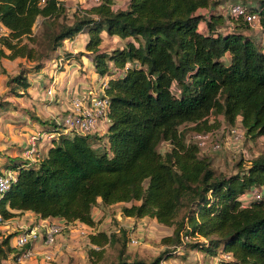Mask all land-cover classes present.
<instances>
[{
    "label": "trees",
    "instance_id": "trees-1",
    "mask_svg": "<svg viewBox=\"0 0 264 264\" xmlns=\"http://www.w3.org/2000/svg\"><path fill=\"white\" fill-rule=\"evenodd\" d=\"M220 4L129 0L126 9L114 10L111 0H102L79 11L68 26L67 8L58 0H0V25L8 30L0 36V57L36 64L33 71L9 78L12 95L22 97L31 88L30 73H41L64 43L87 33L86 50L94 55L96 74L109 79L111 102L104 136L67 133L54 121L35 119L39 140L48 134L52 143L35 161L4 157L0 175L17 174L16 183L0 196L5 222L29 212L39 220L79 222L97 230L101 220L94 218L95 208L121 206L124 218H149L173 228L162 239L173 251L152 261L131 259L126 255L129 230L120 227L118 233L90 235V256L101 259L106 246L120 243L112 264H161L181 255L178 247L219 259L218 264H264V198L248 205L241 200L262 191L264 156L247 170L224 175L182 131H218L224 123L215 116L230 127L240 123L249 140L264 137V0L247 8L260 18L258 40L247 34L252 26L244 19L217 13ZM39 18L43 33L35 36ZM104 33L126 42L125 47L103 52ZM10 105L0 103V113L12 112ZM165 143L170 147L163 153ZM186 236L191 241L184 244ZM13 238L0 243V264L26 250L14 248Z\"/></svg>",
    "mask_w": 264,
    "mask_h": 264
},
{
    "label": "rangeland",
    "instance_id": "rangeland-1",
    "mask_svg": "<svg viewBox=\"0 0 264 264\" xmlns=\"http://www.w3.org/2000/svg\"><path fill=\"white\" fill-rule=\"evenodd\" d=\"M66 6V17L64 22L71 26L74 23V15L79 11L92 8L94 5L91 0H58ZM114 10H124L128 6L129 0H111ZM260 0H221L220 6L216 12L224 16H230V11L233 6L241 5L249 8L259 4ZM201 13L207 14V10ZM43 19L39 18L35 27V36H41ZM203 26V25H202ZM202 28V27H201ZM257 40L260 38L261 30L256 25L252 26L247 32ZM85 38L89 34H85ZM84 38H79L78 45H72L70 42L64 43V46L52 55V59L44 63V73H30L28 76L31 82V88L28 92H21L22 97H15L10 93L8 88V80L10 77L17 76L22 70L27 72L33 71L36 64L25 59L9 61L0 57V103H10V110L7 113H0V173H3L4 157H20L21 160H27L25 153L30 146V137L33 135L37 138V156L43 157L46 154L47 148L52 143V136L45 134L42 141L39 140L41 131L39 124L35 119L40 118L43 121H54L61 119L69 110L72 96L82 93L84 90H93L97 93L100 90V76L91 71L92 65L86 64L87 59L92 60L94 55L89 53L84 47ZM126 42L118 39L110 38L104 43L102 51L111 52L113 49L121 48ZM75 54V55H74ZM71 62H66L65 59L59 60L58 57L69 58ZM87 65V67L84 65ZM66 65L69 68L65 67ZM91 68V69H88ZM53 77L51 78V76ZM55 81L53 95L50 96L47 90ZM106 78V77H105ZM213 119H218L223 122L220 130L215 131V140L211 143L207 153L214 160V169L218 173L224 175H236L242 170H247L251 166V162L255 159L264 156V137L256 140H249L245 137V130L238 123L235 127L239 129L243 135L242 142L236 143L232 135L228 132L230 126H227L222 118L215 116ZM64 128V127H63ZM61 130H65L62 129ZM182 131L187 133L188 139L194 141L196 133L188 127H182ZM71 133V131H67ZM51 138V139H50ZM196 143V142H195ZM219 145L218 151H214V147ZM100 146V145H99ZM168 144H163L160 151L165 153L169 149ZM243 162V169L238 166ZM258 191V190H257ZM264 194V191H261ZM243 198V197H242ZM264 198V196H263ZM251 198L246 202H251ZM96 218L101 220L97 230L94 233L104 231L118 233L120 227L129 230V236L135 235L138 237L139 245H132L128 238L126 255L131 259H141L152 261L161 256L165 251H173V247H167L162 244V239L173 234V228L160 225L156 220H130L122 217L121 206H115L105 210L102 213L101 208H95ZM32 228L39 226L41 222L34 215L24 218L20 217V221ZM16 223V221H15ZM23 230L13 226V224H0V243L10 235H14L11 240L13 247H16V239ZM94 233L83 234L77 227L66 229L56 240L52 248L38 247L36 255L28 261L19 262L14 254H9L7 260L2 261V264H112L117 262L122 246L116 243L113 246H106L105 253L101 259L97 256H90L89 250L92 248L89 236ZM128 236V237H129ZM188 248V247H187ZM19 250V249H18ZM98 250V249H97ZM49 251L52 254L51 259H46L44 252ZM181 255L176 254L174 257L167 260V257L161 264H218L219 259L207 257L197 250H182Z\"/></svg>",
    "mask_w": 264,
    "mask_h": 264
},
{
    "label": "built area",
    "instance_id": "built-area-1",
    "mask_svg": "<svg viewBox=\"0 0 264 264\" xmlns=\"http://www.w3.org/2000/svg\"><path fill=\"white\" fill-rule=\"evenodd\" d=\"M46 0H41L44 4ZM94 6L101 3L102 0H91ZM230 16L235 18H242L245 22L251 26H260V18L256 14H252L249 10L241 5L233 6L230 11ZM8 30L0 25V36H6ZM130 65H127L129 68ZM100 90L94 93L93 90H86L85 92L78 93L72 98L71 108L63 115L60 119H56V123L64 127L67 131H76L83 135H100L104 136L109 128L110 120L109 114L111 112V102L110 98L107 96L106 91L109 87L108 78H99ZM56 80H53L52 85L47 90L48 95H53V87ZM56 85V84H55ZM228 132L232 135L236 143L242 142L243 135L240 133L239 129L236 127L227 128ZM66 131V132H67ZM215 133L211 132L207 134H196L194 136V141L199 145L201 150L207 151L209 145L215 140ZM51 139V138H50ZM37 138L33 135L30 138V146L25 157L27 160L35 161L37 158ZM219 145L214 147V151H218ZM17 181V174L15 172L9 171L0 175V196L7 192L14 183ZM264 194L257 190H254L243 196V202L252 200H260L263 198ZM251 200V201H252ZM5 223L3 217L0 214V224ZM69 228V225L63 222L58 223H41L39 226H34L32 228L23 227V231L16 239V247L19 250L26 248L24 253L19 255L17 258L19 262H24L31 260L36 255V250L38 247L52 248L57 240V238ZM83 234L94 233L95 228H91L84 224H79L78 227ZM132 245H139L138 237L135 235L130 236ZM191 241L190 237H184L183 243H188ZM182 247H178L177 251H181ZM46 259H51L52 254L47 251L42 253Z\"/></svg>",
    "mask_w": 264,
    "mask_h": 264
},
{
    "label": "crops",
    "instance_id": "crops-1",
    "mask_svg": "<svg viewBox=\"0 0 264 264\" xmlns=\"http://www.w3.org/2000/svg\"><path fill=\"white\" fill-rule=\"evenodd\" d=\"M258 27V26H257ZM258 28H260V30L262 31V28L259 26ZM87 34V33H86ZM248 35H250L251 36V34H248ZM85 34H80V35H78L76 38H75V40L74 41H72V42H70L73 46L74 45H78V43H79V38L80 37H82V38H84L85 40H84V47L86 48V44L88 43V40H89V37L88 38H85ZM102 37H103V39H104V42H103V45H102V47L104 46V43L107 41V39L109 40L111 37H109L106 33H104L103 35H102ZM113 39H118V40H120L119 38H116V37H112ZM121 41V40H120ZM102 47H101V49H102ZM125 47V45H123V47H121V49H123ZM114 50V49H113ZM75 55V54H74ZM66 62H68V63H70L71 62V59L70 60H68V61H66ZM91 64L92 65V69L91 68H88V69H91V71L92 72H94V73H96L95 72V69H94V65H93V59L92 60H90V59H87V62H86V64ZM85 63H84V65L87 67V65H86ZM65 67H67V68H69V66L68 65H66ZM41 73H44V72H41ZM53 77V75L51 76V78ZM56 82H58V78H56ZM83 92H85V90L83 91ZM70 95V97H74V96H72L73 94H69ZM71 101H72V99H71ZM70 108H71V105H70ZM70 108H68V109H70ZM31 138V137H30ZM262 190L264 191V187L262 188ZM244 198H242L241 200H243ZM247 204L246 205H248L250 202H246ZM115 207V206H114ZM113 208V207H112ZM102 213H106V212H104L103 210H102ZM31 215H34V214H32V213H26L25 215H23V217L24 218H26V217H30ZM93 215H94V218L96 219V221H100V220H98L97 218H96V216L98 215V213H96L95 214V211L93 212ZM122 215V214H121ZM22 217V216H21ZM34 217L37 219V217L34 215ZM123 217V216H122ZM20 219V217H17V218H15V219H13V220H10V221H6V224H13V226L15 227V225H16V227H18L19 229H21V228H23V227H26V226H28L26 223H25V221H24V219H23V222L22 221H20L19 220ZM127 219H130V220H136V219H133V218H127ZM147 218H145V219H142L143 221L144 220H146ZM149 219V218H148ZM15 221H16V223H15ZM41 223H58V222H63L62 220H58V219H48V220H39ZM80 223L79 222H77V223H74V224H70L69 225V229H71L72 227H78V225H79ZM82 224V223H81Z\"/></svg>",
    "mask_w": 264,
    "mask_h": 264
}]
</instances>
